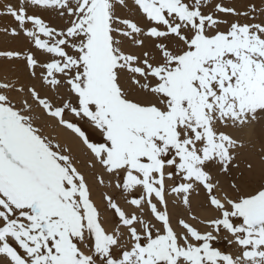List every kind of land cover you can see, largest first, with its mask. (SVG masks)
Masks as SVG:
<instances>
[{
	"label": "snow or ice",
	"instance_id": "6c2138e0",
	"mask_svg": "<svg viewBox=\"0 0 264 264\" xmlns=\"http://www.w3.org/2000/svg\"><path fill=\"white\" fill-rule=\"evenodd\" d=\"M0 16V264H264V0Z\"/></svg>",
	"mask_w": 264,
	"mask_h": 264
},
{
	"label": "rangeland",
	"instance_id": "374dc122",
	"mask_svg": "<svg viewBox=\"0 0 264 264\" xmlns=\"http://www.w3.org/2000/svg\"><path fill=\"white\" fill-rule=\"evenodd\" d=\"M0 2H3V0H0ZM234 3H236L237 5H241L242 3L245 2V0H233ZM11 20L10 18H6V17H2L0 16V28L5 27V26H9L11 24ZM2 33V32H0ZM82 129L86 132V134L89 135V137L91 139H96L95 135L91 132V130L86 126V125H82ZM82 152V150H81ZM84 157L83 155H81V160H83ZM104 189L103 188H96L94 189V199L100 203L101 201V195L103 193Z\"/></svg>",
	"mask_w": 264,
	"mask_h": 264
},
{
	"label": "bare ground",
	"instance_id": "6f19581e",
	"mask_svg": "<svg viewBox=\"0 0 264 264\" xmlns=\"http://www.w3.org/2000/svg\"><path fill=\"white\" fill-rule=\"evenodd\" d=\"M4 40H5L4 33H0V44H2ZM8 43H10V44L14 43L16 46H19L22 42L21 41H15V42H13L11 39H9L8 40ZM239 134L242 135V136L247 137L250 134V132H249V130H245L244 132L239 133ZM64 135L67 136L66 133ZM73 143H74V146H75V142H73Z\"/></svg>",
	"mask_w": 264,
	"mask_h": 264
}]
</instances>
